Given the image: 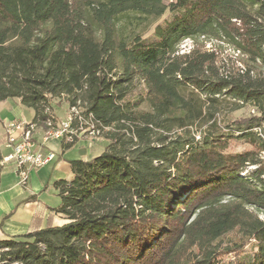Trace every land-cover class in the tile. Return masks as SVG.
<instances>
[{"label":"trees","instance_id":"1","mask_svg":"<svg viewBox=\"0 0 264 264\" xmlns=\"http://www.w3.org/2000/svg\"><path fill=\"white\" fill-rule=\"evenodd\" d=\"M8 99L108 144L53 182L67 223L5 235L0 264H264V0H0Z\"/></svg>","mask_w":264,"mask_h":264},{"label":"crops","instance_id":"2","mask_svg":"<svg viewBox=\"0 0 264 264\" xmlns=\"http://www.w3.org/2000/svg\"><path fill=\"white\" fill-rule=\"evenodd\" d=\"M18 104L12 102L8 105L7 109H2L0 112L1 156L8 153V149H6L4 144V124L12 120L21 121V119L16 116L17 113H21ZM43 128V126H38L33 134L34 140L38 143H41ZM78 143L80 145H87L86 148L85 146L81 147L85 152L79 153L78 151L77 154L73 149L74 146L63 149L61 140L50 139L45 144V150L54 152V160L44 168L30 171L26 186H21L18 183L13 167L6 166L0 168V220L8 215V218L0 227V234L3 236L25 234L26 232L44 227L49 217H52L53 226H62L67 223L66 220L53 215L49 210L59 205L60 200L58 196L55 195L58 198V202H49L47 194H49V188L53 187L54 181H69L72 179L73 175L70 170L69 161L80 158L89 159L92 144L85 141H79ZM33 195L35 196L34 200L22 202ZM45 195L47 197H45Z\"/></svg>","mask_w":264,"mask_h":264},{"label":"built area","instance_id":"3","mask_svg":"<svg viewBox=\"0 0 264 264\" xmlns=\"http://www.w3.org/2000/svg\"><path fill=\"white\" fill-rule=\"evenodd\" d=\"M74 123L78 124L77 128L74 127ZM85 125L82 124L80 111L78 109L71 110V115L69 114L64 121L54 124L48 120L43 126L41 143H38L33 138L38 127L36 124H27L16 120L6 122L4 124V144L8 153L1 156L0 168L13 167L18 183L21 186H26L30 171L46 167L55 158L54 152L45 150V144L50 139L64 140L69 144L84 132H88L92 136V131H95L94 127L89 125L86 130L82 131Z\"/></svg>","mask_w":264,"mask_h":264},{"label":"rangeland","instance_id":"4","mask_svg":"<svg viewBox=\"0 0 264 264\" xmlns=\"http://www.w3.org/2000/svg\"><path fill=\"white\" fill-rule=\"evenodd\" d=\"M165 4H169L170 2L174 1V0H163ZM192 48V42L190 40H185L181 43V45L179 46V50L181 53H184V52H187L189 51L190 49ZM206 48L209 49L211 48V43H207L206 45ZM226 52H229V50L225 49ZM12 102H17V100L15 99H8V100H5V101H1L0 102V112L2 109H7L8 105ZM18 107L21 111V113H17V118H20L21 121H23L24 123H31L33 121V118H34V112L32 109H29V108H26L20 104H18ZM51 107H52V112L55 114V117L57 119V122H61V121H64L67 119V116L70 114L71 115V110H77L76 108H69L67 106V104L65 103H62V102H58L56 100H54L52 103H51ZM80 111V110H79ZM254 111L249 109V108H244L242 110H240L239 112L235 113L233 115V117H247L249 115H254ZM87 128H85V126H83V130H86ZM260 132V130H258ZM95 132V133H94ZM92 132V136L88 133V132H84L82 135H80L78 138H76L74 140V142H71L72 144H74V147L73 149L76 151V153L78 154V151L79 153L81 151L85 152V150H82L81 147L82 146H85V148L87 147V145L85 144H79L78 142L79 141H85V142H88L89 144H92V148H91V153H90V158H93L99 154H101L106 145L108 144V142L105 140V139H101V137L98 136V132L94 131ZM80 133V132H79ZM65 144H68V143H65ZM243 149H249V147L245 146V145H234L231 146V150L232 151H241ZM264 155V154H263ZM252 168V167H251ZM49 194H47L48 196V200L49 202H54V201H57L58 202V198L56 197V193H55V190L54 188H49ZM56 195V196H55ZM45 195V197H47ZM56 198V199H54ZM261 218H264L263 215H260ZM4 236L2 234H0V239H2ZM252 256V248L251 246H246L244 247V252L239 256V258H243L244 260L248 259V257H251ZM234 255H228V256H225L224 258V263L226 264H232L234 262Z\"/></svg>","mask_w":264,"mask_h":264},{"label":"bare ground","instance_id":"5","mask_svg":"<svg viewBox=\"0 0 264 264\" xmlns=\"http://www.w3.org/2000/svg\"><path fill=\"white\" fill-rule=\"evenodd\" d=\"M73 109V108H72ZM92 132H94V131H92ZM95 133V132H94Z\"/></svg>","mask_w":264,"mask_h":264}]
</instances>
